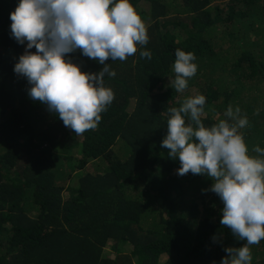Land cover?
<instances>
[{
  "label": "trees",
  "instance_id": "trees-1",
  "mask_svg": "<svg viewBox=\"0 0 264 264\" xmlns=\"http://www.w3.org/2000/svg\"><path fill=\"white\" fill-rule=\"evenodd\" d=\"M0 0V264H264V0Z\"/></svg>",
  "mask_w": 264,
  "mask_h": 264
},
{
  "label": "rangeland",
  "instance_id": "rangeland-1",
  "mask_svg": "<svg viewBox=\"0 0 264 264\" xmlns=\"http://www.w3.org/2000/svg\"><path fill=\"white\" fill-rule=\"evenodd\" d=\"M218 2H219V0H217V1L215 2V4H218Z\"/></svg>",
  "mask_w": 264,
  "mask_h": 264
}]
</instances>
